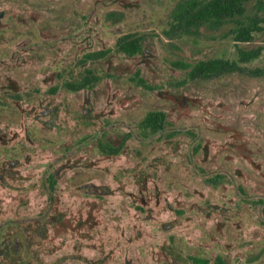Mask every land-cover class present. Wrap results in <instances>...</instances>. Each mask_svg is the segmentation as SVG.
I'll list each match as a JSON object with an SVG mask.
<instances>
[{"label": "flooded vegetation", "instance_id": "af4514ba", "mask_svg": "<svg viewBox=\"0 0 264 264\" xmlns=\"http://www.w3.org/2000/svg\"><path fill=\"white\" fill-rule=\"evenodd\" d=\"M183 1L190 0L175 6ZM175 6L167 32L179 27L183 36L200 33L204 26H179ZM20 18L16 17L15 28L24 27L19 25ZM186 27L190 32L184 31ZM27 32L0 30V54L13 49L15 58L8 63L14 66L19 59L30 65L26 55L42 52L38 38L27 46L26 38H31ZM141 39L124 35L116 44L125 56L142 57L138 66L146 67L152 53L142 47ZM82 56L75 68L69 65L60 70L57 63L56 82L43 95L21 93L0 77V264H142V258L151 264H240V254L232 258L218 248L231 247L238 239L248 245L249 202L259 208L264 225V197L249 198V176L236 166L238 156L249 164V139L238 135L228 146L222 142L210 147L218 151L210 160L209 146L196 138L190 141V150L181 143L187 134L194 138V132L176 127L168 111H142L136 95L122 96V105H113L121 109L120 118L110 120L116 112L89 96L110 75L108 69L97 70V62L110 59L109 51ZM236 56L235 61L210 59L228 64H219L209 74L200 71L209 60L182 66L188 69L187 79L208 80L249 63L237 61V48ZM160 73L158 67L155 75ZM128 75L127 79L115 74L112 79L148 91L163 83L150 86L141 68L131 69ZM170 82L166 80L164 90L156 92L162 100L167 99L162 94L172 93ZM62 87L82 93L81 100L63 108L58 94ZM182 98L179 106L185 107L186 98ZM221 152H225L223 160H219ZM198 153L205 167L217 160L216 169L199 166ZM189 166H198L201 180L213 189L190 204L184 184ZM240 220L245 222V239L242 233L235 238ZM185 247L197 251L193 254Z\"/></svg>", "mask_w": 264, "mask_h": 264}, {"label": "rangeland", "instance_id": "374dc122", "mask_svg": "<svg viewBox=\"0 0 264 264\" xmlns=\"http://www.w3.org/2000/svg\"><path fill=\"white\" fill-rule=\"evenodd\" d=\"M178 1L180 0H0V14L4 15L0 19V30L28 31L27 34L31 37L26 38L29 40V47L32 46L33 39L38 38L43 42L40 44L42 52L26 55L30 65L22 64L20 59L15 66L8 63L15 55L11 53L13 49L6 48L8 52L0 54V77L11 81L21 93L28 90L31 94L43 95L54 86L63 66L75 68L84 53L108 50L110 59L97 62V70L108 69L110 75L103 77L94 91L89 92V96L99 106L116 112L109 117L110 120H119L121 109L113 108V105H122L119 102L123 101L122 96L136 95L142 111H168L171 114L169 120L173 119L176 127L189 128L190 132H194V138L187 134L182 137L181 143H185L186 149L188 147L190 150V141L196 138L201 145L209 146L210 160L218 153L217 149L210 147L220 146L222 142L228 146L238 135L243 140L247 137L249 164L243 163L238 156L236 166L242 169L243 176H249V198L264 197V51L249 63L240 65L239 71L208 80L187 79L188 69L182 66L214 58L235 61L236 46L244 49L264 48V34H256L252 41L236 45L230 28L226 25L218 26L215 30L201 27L200 33L195 31L192 36L180 34L179 27L167 32L171 11ZM17 16L21 17L19 25L23 23V28H15ZM189 30L186 27L184 31L190 32ZM124 35L142 38V47L149 48L152 53L150 65L146 60V67L138 66L142 57H127L118 52L116 42ZM46 45H50V48H45ZM173 62L179 65L174 66ZM57 63H60V70L55 68ZM158 67L161 73L155 75ZM170 67L173 71L169 70ZM135 68H141L144 79L150 86L161 81H171V87L168 88L172 93L167 96L162 94L167 98L162 100L156 92L164 90L163 83L158 84L154 91H148L134 88L124 81H113L115 74H122L123 78L128 79L130 70ZM58 94L63 101V108L76 105L82 96V93H72L63 87ZM182 95L186 98L185 107L179 106V101H183ZM224 155L225 152H221L219 160H223ZM181 158L182 156H178L179 160ZM200 159L201 153H198L195 162L199 166L202 165ZM189 161L185 159V163ZM217 166L216 160L203 168L215 170ZM198 168L189 166L184 179L189 204L198 202V196L203 192L213 190L201 180ZM179 172L173 173L174 177L179 176ZM258 210L249 202L248 245H245V240L240 244L241 239H238L231 247L218 248L232 258L240 254V264H245L246 258H249V264H264V225L260 224L261 215ZM239 224L241 230H234L235 238L238 233H247L245 222L240 220ZM227 231L230 232L228 229ZM246 237L247 235L243 236V239ZM184 249L193 254L197 251L193 247ZM142 259V264H151L150 260Z\"/></svg>", "mask_w": 264, "mask_h": 264}, {"label": "trees", "instance_id": "16d2710c", "mask_svg": "<svg viewBox=\"0 0 264 264\" xmlns=\"http://www.w3.org/2000/svg\"><path fill=\"white\" fill-rule=\"evenodd\" d=\"M250 7L248 11V5ZM179 26L187 23L188 26L199 29L201 26L212 28L229 26L233 33L236 45L253 40L256 34H264V0H205L198 2L190 0L175 6ZM238 62H250L257 58L264 48L243 50L236 46ZM226 63L219 60H209L200 71L206 74L217 71L219 64Z\"/></svg>", "mask_w": 264, "mask_h": 264}]
</instances>
